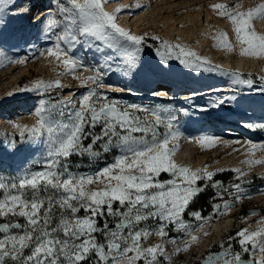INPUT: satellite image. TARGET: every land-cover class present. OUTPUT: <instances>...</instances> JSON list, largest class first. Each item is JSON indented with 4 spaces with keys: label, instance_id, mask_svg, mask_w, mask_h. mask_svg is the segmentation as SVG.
Listing matches in <instances>:
<instances>
[{
    "label": "rangeland",
    "instance_id": "1",
    "mask_svg": "<svg viewBox=\"0 0 264 264\" xmlns=\"http://www.w3.org/2000/svg\"><path fill=\"white\" fill-rule=\"evenodd\" d=\"M10 1L0 0V40L14 45L19 42L7 35L15 17L16 23L26 22L20 28L26 39L19 51L24 63H15L18 60L14 55L0 62V223L19 221L24 231L0 235V264H120L125 260L129 264H203L205 259L207 264H264V250L263 260H253V239L243 242L237 237L246 217L255 210L253 206H258L259 217L264 219V201L258 199L264 193V114L257 117L251 112L255 119L244 129L242 122L234 121L237 118L233 114L237 112L228 105L233 106L239 98L252 100L250 92H262L260 100L264 103V79L258 81L261 76L253 69V74H242L238 83L231 82L227 72L224 81L211 83L219 87L207 95L209 103L200 94L202 88L211 86L208 83L191 95L185 92L187 89L169 96L160 91L151 93L152 84L138 89L140 82L157 81L174 72L179 73V84L190 76L191 80L209 81L217 69L194 67L189 60L178 58V45L173 40L165 41L163 35L187 16L194 17L192 26L184 31L191 35L189 41L196 36L201 39L203 34L208 36L205 47L215 59H222L218 48L226 50L231 39L226 38L232 24L228 18L234 16L239 36L252 33V21L244 20L246 7L239 8L245 0H234L232 5L225 2L215 9L222 14L210 12L209 16V5L226 0H151L140 28L143 45L139 51L154 58L147 62L148 66L144 64L148 69L145 76H136L122 61L117 63L116 78L106 77L97 67L92 69L96 83L88 84L89 73L79 81L91 88L76 89L70 97L62 83H33L43 79L45 73L39 66L44 45L37 40V30L46 22L35 20L40 19L36 16L40 7L33 6L36 3L31 0L26 4V0H16L15 8ZM58 2L59 9L53 13L56 25L60 27L62 17L70 13L74 32L86 41L79 26L83 3ZM30 3L36 8L34 14L19 15L16 8ZM237 9H241L240 13ZM241 42L251 48L245 37ZM90 49L82 54L94 62L96 54L92 55ZM2 51L0 47V54ZM234 55L233 52L229 58L230 64ZM256 59L264 63L262 55ZM7 63L14 64L10 71L5 67ZM20 67L25 70L19 72ZM103 81L113 82L108 83L110 91L105 94L100 87ZM12 88L17 90L8 95ZM103 95L106 97L101 98ZM262 103L256 102L254 108L264 107ZM113 113L118 116L114 118ZM186 123L192 127L194 138L202 134L221 138L229 142L227 148L203 150L196 155L194 152V157L203 158L199 171L190 164L186 171L171 169L168 177L157 180L158 167L151 169L160 165L157 149L164 138ZM229 128L241 135L226 133ZM34 139H42L43 153L26 166L13 167L15 160L8 151ZM174 139L179 142L181 136ZM139 156L152 172V183L145 184L138 172L129 169ZM226 161L236 163V167L220 166L205 172L206 166ZM205 193H212L208 199L212 210L206 216L191 212L196 205L194 199ZM229 215L231 227L208 245L203 255L197 254L198 241L215 222ZM192 232L196 243L186 251L183 244Z\"/></svg>",
    "mask_w": 264,
    "mask_h": 264
},
{
    "label": "bare ground",
    "instance_id": "2",
    "mask_svg": "<svg viewBox=\"0 0 264 264\" xmlns=\"http://www.w3.org/2000/svg\"><path fill=\"white\" fill-rule=\"evenodd\" d=\"M30 1V0H29ZM28 1V2H29ZM83 3L84 8L81 9L79 12L80 17V25H82V31L85 38L78 37L77 33L74 32L75 29L72 26L71 17L69 16V13H67L66 16H63L62 18V24L64 28L61 26L59 27L58 24L56 25L54 12L59 9V5L56 4V1L50 0H31V2H34L36 4H27L26 6H22L19 9L16 8L19 15L26 14L27 16L30 14H34L36 11V8L34 9L33 6L40 7V10L37 11V17H40L35 19L38 22L44 23V25L47 24V26L41 27V29L37 30V40L41 42L42 45H44V51H43V60L39 63L40 68L45 71L43 75V79H39L37 81H34L33 83H55V84H63L64 90L69 93H67L68 97L71 96V93L74 94L76 89L81 88H88L90 89L91 86H82L81 81H79L81 78L89 75L90 82L92 83L94 81V73L92 72V69H97V67L100 66L99 64H103L105 66H108L107 57L109 55H112V57L116 60H121L122 62H130L131 66L133 67L135 72V75L138 76L140 73L142 76H145L143 74L148 72V69H145V66H148L150 63H147L149 61L153 62L154 58L146 55H143L140 53L139 49L142 47V38L140 37V28L142 26L141 21L145 19V16L147 13H149V9L151 7L150 3L151 0H78ZM227 3L226 5H232L234 3V0H226L219 4H213L209 5V9H207V16H209L210 12H214L217 15L222 14L220 9L215 10L218 6L221 4ZM9 3H11L10 6H13L15 8L17 6L16 0H11ZM27 1L25 2V4ZM187 1L183 4H186ZM33 6H32V5ZM181 2V5H183ZM225 5V6H226ZM54 8H53V7ZM167 6V5H165ZM239 8H245L246 10V17L245 21L246 23L252 21L251 28L252 33L243 34L239 36L237 23L234 21V16L227 19L228 22H232L229 31V34L227 33L226 38L230 39L229 47H227L226 50H221L220 48L218 52L223 56L222 59H215L214 53H210L208 49L205 47L208 42L207 38L208 36L202 35V38H194V41L190 42L189 35L187 32H184L188 30L189 26H192L195 18L194 17H186L178 27H173L169 32L163 35V38L165 41L173 40V42L178 45L179 50L175 54L178 58H183L186 60H189L194 67L203 65L204 67H214V69H217V72L214 73L208 80L209 81H202L199 79L197 82H195L196 86L199 87L204 84H209L211 86L202 88L203 91L201 92V95H210L213 88L219 87V85L211 84L215 81L221 82L224 81V76L227 72V79L229 81H235L239 82L240 76L242 74H253L254 70L255 72H258L260 74V78H258V81H261L264 79V63L256 59V56L260 55L264 58V0H245L239 4ZM42 8V9H41ZM221 8V7H219ZM167 9H170V5L167 6ZM239 12H238V11ZM236 11L240 13L241 9H237ZM109 12L108 14L106 12ZM153 11V10H152ZM22 17V16H21ZM29 17V16H28ZM197 17V16H196ZM35 18V16H34ZM167 18V17H166ZM227 18V17H226ZM67 19L68 21H66ZM17 19L15 17V20L13 19V23L10 22V25L8 27V39L13 37L14 41H18L17 44H13L14 42L8 44L2 43L0 40V47L3 50L0 55V62H4V57L14 55L17 57V60L15 63L20 62L24 63V57H21V47H24L26 36L23 32V30H20L26 22L19 20L17 23L15 22ZM199 20V19H198ZM179 23V22H178ZM177 23V24H178ZM199 25V24H198ZM243 27V26H242ZM196 30V29H195ZM124 31L125 33H123ZM195 32V31H194ZM21 35V38H20ZM36 35V36H37ZM82 36V35H80ZM158 36H154L156 38ZM200 37V36H199ZM245 37L249 42V47L242 46L241 38ZM80 38V39H79ZM23 39V40H22ZM36 39V38H34ZM213 38L210 39V41ZM240 39V40H239ZM12 40V41H13ZM193 40V39H192ZM24 41V42H23ZM223 41V40H222ZM22 44V46H21ZM219 45V44H218ZM255 45L257 49H255ZM20 47V48H19ZM222 47V45H221ZM17 48L11 51L12 49ZM88 48L90 49L91 54H96V57L94 58L95 61L91 62L92 58L86 59L85 56H83L82 53L88 51ZM225 48V47H224ZM222 48V49H224ZM221 50V51H220ZM256 50L260 53L257 54ZM95 51V52H94ZM160 53L162 51H159ZM158 52V53H159ZM235 53V58L232 59L233 64L229 63V58L231 57L232 53ZM15 53V54H14ZM163 55V54H162ZM148 56V57H147ZM144 57H147V59H144ZM155 57V56H154ZM257 60V61H256ZM93 61V60H92ZM147 63V64H146ZM263 63V64H262ZM144 64H146L144 66ZM152 64V63H151ZM6 65V64H5ZM14 65L13 63H7V70H11V66ZM24 66V65H20ZM39 68V69H40ZM149 68V67H148ZM27 69V68H26ZM254 69V70H253ZM25 68L20 67L19 72L24 71ZM101 70V69H100ZM253 70V71H252ZM94 71V70H93ZM110 71V67L106 68V72ZM145 72V73H144ZM219 75L221 76L219 78ZM110 76H115V73H111ZM147 76V75H146ZM15 77V76H14ZM193 76L183 78L181 80L182 84H179V73L174 72L170 75H163L161 77H156L157 81L153 82H140L138 89H146L151 84L154 83H163L164 85H158V89L156 90L155 86H153V89L151 93H156L158 91H163L168 93H174L176 90L179 89H187L189 91H185L188 93V95H191L192 93H196L197 91L195 88L188 85L189 82H194L195 79L191 80ZM116 78V76H115ZM113 80V79H112ZM116 80V79H115ZM136 81V79H134ZM134 81V82H135ZM226 81V80H225ZM114 82V81H113ZM113 82H104L101 83L100 87L102 89V93H107L108 86L113 84ZM119 82H124V80H120ZM138 84V82H135V84ZM134 84V83H133ZM260 84V83H258ZM77 85V86H75ZM262 85V83H261ZM259 85V86H261ZM30 87V86H29ZM111 87V86H110ZM160 88V89H159ZM17 89L12 88L10 89L8 95L14 93ZM72 90V91H71ZM180 91V90H179ZM256 92V90H255ZM263 93L260 92L259 94H254V92H251V99H243L239 98L233 103L234 111L238 113H234L233 116L237 119H234V121L238 120L242 122V125L244 126V129L247 128L248 122L255 119L251 112L255 113V116H261V113L264 114V107L258 106L259 108L256 110L254 108V105H256V102H261L263 100H260ZM186 96V95H185ZM10 97V96H9ZM106 97L105 95L101 96V98ZM72 99V98H71ZM207 103H209V99L207 98L205 100ZM264 104V103H262ZM232 105V103L230 104ZM252 118V119H251ZM233 119L231 122H233ZM128 128V127H127ZM191 126L189 123H186L183 127H179L176 131L170 134V137H173L171 140L170 137H166L162 140L161 145L157 149L159 152L156 153L158 156V159L160 161V165L156 166L154 165L151 169L158 167L157 170H155V178L157 180L168 177L169 171L171 169L180 170V171H186L187 167L192 165L194 170L199 171L201 162L203 161V158H196L193 156V153L199 154L203 150H210L213 148H218L220 150H223L227 148L229 142H226V140L221 138H213L211 135L207 136V134H202L199 136L198 139L194 138L191 131ZM231 128L227 129L225 132L228 134H232L234 137H239L241 134L237 133L238 131L231 132ZM240 129H243L241 126ZM181 136V139L179 142L178 140H175L174 137ZM184 140V142L182 141ZM235 140V139H234ZM174 141L176 143H174ZM247 141V140H246ZM249 143V142H248ZM247 143V144H248ZM42 139H34L31 141H27L24 143V145L20 148H14L12 147L8 151V156L10 158H13L15 161L14 166L17 168L19 165L26 166V164L29 161H32L33 157L40 156L42 152ZM247 144L243 146H247ZM174 145V146H173ZM127 151V149H126ZM137 151V149L135 150ZM155 154V153H153ZM152 156L153 158L156 156ZM140 157V158H139ZM135 162L129 165V169H134L136 172L139 173V177H141V180H144L145 184L148 182L152 183V180L154 178H149L152 172H149V168L146 167V163L144 160L141 159V156H139ZM154 160V159H153ZM229 162V161H226ZM216 163L206 166L205 172L214 170L219 168L220 166L226 167H236V163H232L231 161L229 163ZM188 164V165H187ZM22 166V167H23ZM141 168V169H139ZM150 169V170H151ZM237 169V168H236ZM241 171V170H240ZM175 172V171H174ZM185 174V173H184ZM148 178V179H147ZM178 178L175 180L177 181ZM105 193V192H104ZM259 202L264 201V193H261L259 196ZM264 203V202H263ZM253 209L248 216L246 217V220L244 221L246 224L242 227V229L239 230L238 238H240L243 242L245 241H254V245L256 247V251L254 252L253 260H258L259 262L263 260V254L262 250H264V219H261L259 217V211L258 206H253ZM233 220L232 215L227 216V218L220 220L218 222H215L211 227L209 232L205 233L203 237L198 241V248L196 249V253L200 256L204 254V251L206 250L207 246L210 245L212 242H216L226 231L229 227H231ZM200 231L199 229L196 230L198 233ZM196 243V235L195 232H192L186 239L183 244V249L188 251L192 250ZM127 260L120 262V264H129ZM251 264V263H247Z\"/></svg>",
    "mask_w": 264,
    "mask_h": 264
},
{
    "label": "trees",
    "instance_id": "3",
    "mask_svg": "<svg viewBox=\"0 0 264 264\" xmlns=\"http://www.w3.org/2000/svg\"><path fill=\"white\" fill-rule=\"evenodd\" d=\"M211 195L212 193H205L200 194L198 197H196L194 199V203H196V205L191 208V212H199L202 216H206L207 214H209V212L212 210L211 203L208 201Z\"/></svg>",
    "mask_w": 264,
    "mask_h": 264
},
{
    "label": "water",
    "instance_id": "4",
    "mask_svg": "<svg viewBox=\"0 0 264 264\" xmlns=\"http://www.w3.org/2000/svg\"><path fill=\"white\" fill-rule=\"evenodd\" d=\"M110 110H111V112L112 111L114 112V108L111 107ZM117 116H118L117 113H115L113 115L114 118H116ZM109 117H111V116L109 115ZM14 231L15 232H23L24 231V226L22 225L21 222L15 221V222H11V223H7V222H1L0 223V235L7 236ZM203 264H207L206 259L203 261Z\"/></svg>",
    "mask_w": 264,
    "mask_h": 264
},
{
    "label": "flooded vegetation",
    "instance_id": "5",
    "mask_svg": "<svg viewBox=\"0 0 264 264\" xmlns=\"http://www.w3.org/2000/svg\"><path fill=\"white\" fill-rule=\"evenodd\" d=\"M14 222V221H13ZM11 223V222H10Z\"/></svg>",
    "mask_w": 264,
    "mask_h": 264
}]
</instances>
